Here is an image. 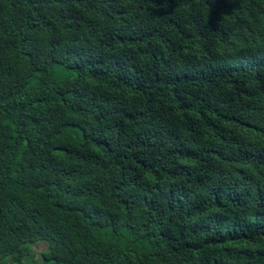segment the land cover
I'll list each match as a JSON object with an SVG mask.
<instances>
[{"label":"trees","instance_id":"16d2710c","mask_svg":"<svg viewBox=\"0 0 264 264\" xmlns=\"http://www.w3.org/2000/svg\"><path fill=\"white\" fill-rule=\"evenodd\" d=\"M255 82L264 0H0V264H264Z\"/></svg>","mask_w":264,"mask_h":264},{"label":"rangeland","instance_id":"374dc122","mask_svg":"<svg viewBox=\"0 0 264 264\" xmlns=\"http://www.w3.org/2000/svg\"><path fill=\"white\" fill-rule=\"evenodd\" d=\"M46 248V244L43 242H34L29 244V251L34 260L40 259L41 252Z\"/></svg>","mask_w":264,"mask_h":264},{"label":"clouds","instance_id":"9594fccd","mask_svg":"<svg viewBox=\"0 0 264 264\" xmlns=\"http://www.w3.org/2000/svg\"><path fill=\"white\" fill-rule=\"evenodd\" d=\"M261 86L262 88H264V82H255L254 86ZM255 104V103H254Z\"/></svg>","mask_w":264,"mask_h":264}]
</instances>
